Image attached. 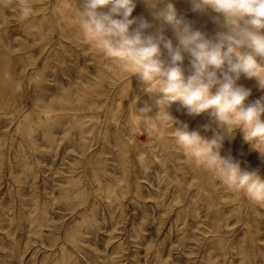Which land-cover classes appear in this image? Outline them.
I'll list each match as a JSON object with an SVG mask.
<instances>
[{"label": "rangeland", "instance_id": "obj_1", "mask_svg": "<svg viewBox=\"0 0 264 264\" xmlns=\"http://www.w3.org/2000/svg\"><path fill=\"white\" fill-rule=\"evenodd\" d=\"M165 2L210 40L224 31L193 0ZM134 3L130 18L175 47L172 26ZM25 4L33 15L21 14ZM75 6L0 0V264H264V203L190 159L168 114L206 138L222 130L179 102L160 110L159 93L85 39ZM181 66L185 78L193 73L187 54ZM237 85L251 91L248 102L264 98L256 78ZM220 154L264 178V157L239 129Z\"/></svg>", "mask_w": 264, "mask_h": 264}, {"label": "clouds", "instance_id": "obj_2", "mask_svg": "<svg viewBox=\"0 0 264 264\" xmlns=\"http://www.w3.org/2000/svg\"><path fill=\"white\" fill-rule=\"evenodd\" d=\"M145 2L154 18L175 30V47L162 33L146 34L152 24L145 18H130L134 0H76L72 19L85 39L121 73L137 76L145 91L160 94L155 100L160 110L179 102L190 116L206 113L222 130L212 138L189 130L187 124L174 127L176 122L167 113L175 143L228 190L264 203V178L259 172L220 154L225 134L231 138L239 129L244 141L264 157V98L248 102L251 91L237 85L244 75L256 78L264 88V0H193L194 10L216 14L213 20L224 31L217 33L215 41L178 17L171 2ZM20 11L24 17L34 13L30 4L22 5ZM161 45L167 50L166 60ZM244 48L249 51H241ZM185 54L193 69L187 78L181 66ZM150 111V106L141 109ZM203 128L209 131L210 125Z\"/></svg>", "mask_w": 264, "mask_h": 264}]
</instances>
